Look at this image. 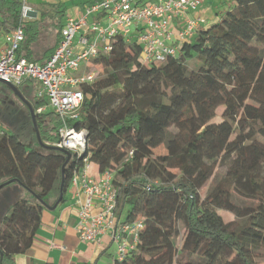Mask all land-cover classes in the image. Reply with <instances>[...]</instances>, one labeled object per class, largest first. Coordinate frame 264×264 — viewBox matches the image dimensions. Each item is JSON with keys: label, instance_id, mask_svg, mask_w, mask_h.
<instances>
[{"label": "trees", "instance_id": "obj_1", "mask_svg": "<svg viewBox=\"0 0 264 264\" xmlns=\"http://www.w3.org/2000/svg\"><path fill=\"white\" fill-rule=\"evenodd\" d=\"M228 1L162 63L144 65L137 40L121 35L99 49L83 66L96 76L79 86L83 101L69 122L86 132L85 157L70 160L63 176L60 151L31 147L0 126V184L13 181L35 198L14 202L1 219L0 264L32 246L42 202L61 178L65 201L85 159L113 174L116 219L142 222L133 250L113 264H264V0ZM20 17V0H0V30L20 25L17 57L34 62L40 20ZM46 102L33 97L34 112ZM36 125L44 144L58 141L50 110L36 114Z\"/></svg>", "mask_w": 264, "mask_h": 264}, {"label": "built area", "instance_id": "obj_2", "mask_svg": "<svg viewBox=\"0 0 264 264\" xmlns=\"http://www.w3.org/2000/svg\"><path fill=\"white\" fill-rule=\"evenodd\" d=\"M20 3V21L24 22L31 19L34 10L25 0ZM200 5L201 0H103L91 4L85 8L82 17L67 19L58 45L43 64L17 57L18 47L25 38L19 25L4 35L0 79L13 86L28 80L38 85L36 99L47 102L36 113L50 110L60 120L58 141L51 145L65 149L73 158L79 159L85 151L86 132L77 131L69 126V122L77 118L83 101L79 86L96 76L94 72H81V67L95 57L99 49L108 51L110 39L118 35L137 40L142 47L144 65L164 62L168 55L175 54L176 46L192 38L204 22L186 15ZM92 16L97 19L89 22ZM103 22L106 23L104 27ZM112 180L111 171L101 173L85 159L82 168L73 173L70 188L78 207L76 232L80 240L99 243L103 235L109 234L116 246L115 258L120 260L135 247L142 222L123 224L116 219V189Z\"/></svg>", "mask_w": 264, "mask_h": 264}, {"label": "crops", "instance_id": "obj_3", "mask_svg": "<svg viewBox=\"0 0 264 264\" xmlns=\"http://www.w3.org/2000/svg\"><path fill=\"white\" fill-rule=\"evenodd\" d=\"M101 1L103 0H25L26 4L34 10L31 14V19L27 20H40L36 41L42 34L46 19H49V24L54 30L53 34L44 36L47 42L49 41L50 43H47L43 49L41 47L37 55H35L32 48L36 41L32 44L30 50L34 62L43 64L47 59L44 56L45 52L57 42L56 29L58 24L63 27L67 19L82 17L87 6ZM59 11H63V14H57ZM38 14L40 15L39 18ZM186 15L203 19L204 22L200 24L201 27L210 25L214 19V16L212 18L208 17L210 15L209 12L203 9L201 5L197 10L189 11ZM95 19L97 17L92 16L89 22ZM4 35L5 33L0 30V50L5 48ZM29 88L31 87H24L26 91ZM33 96L34 94L32 98ZM16 191L17 194L12 197L6 211L7 213L3 217L10 212L14 202L23 199L29 200V196H26L27 192H23V190ZM48 197L46 204L51 207L58 199L59 192L55 190L51 201H49ZM77 210L78 207L74 203L73 198H66L54 210L44 207L41 213V223L32 246L25 253L14 256V264H113L116 250L109 234L103 235L99 243L91 244L80 240L76 232Z\"/></svg>", "mask_w": 264, "mask_h": 264}, {"label": "rangeland", "instance_id": "obj_4", "mask_svg": "<svg viewBox=\"0 0 264 264\" xmlns=\"http://www.w3.org/2000/svg\"><path fill=\"white\" fill-rule=\"evenodd\" d=\"M29 6V5H28ZM201 6L203 9H205L207 12H209L210 18H212L217 12H224L228 10L230 7L228 0H203L201 2ZM38 14V18H39ZM194 18V17H192ZM44 28L42 31V34L40 35L39 39L33 44V50L35 52V55L39 53V50H41V47H43L50 43L47 42L46 38L44 36H49L51 33H54L53 27L49 24V19H46V22L44 23ZM104 26H106V23H101ZM80 34V33H79ZM77 34L76 36H79ZM83 70V66L81 67L80 71ZM97 72V70H95ZM31 88L26 91L25 89L22 90L24 94H26L28 97H31L35 89L38 88V85L30 86ZM9 98V100H13L12 97L8 93L7 88L0 83V126L4 129H8L12 131L14 134L18 136V138L24 142L25 144L37 148L39 145L36 143L34 133L32 131V126L30 124V117H29V111L27 106L22 101H12V105L5 101H7L6 98ZM221 110L217 112V116L215 117L214 121L217 122L219 120ZM161 152H163V149H161ZM220 172H225L224 168H219ZM20 185L18 183H11L10 185H7L0 191V219L7 213V208L9 207V203L13 196L17 194L16 190H23V192H27L26 196H29V201H34V195L32 193H29L26 189L23 187H19ZM15 188V189H14ZM22 188V189H21ZM55 188L52 190V195L55 193ZM21 192V191H20ZM205 190H202V194L204 195ZM52 195L49 198V201L53 200ZM66 198H73L74 201V195L71 188L68 189L66 192ZM226 221L230 220L232 218L231 214H228L223 211L218 212ZM122 219H124V215L122 216ZM116 250V246H115Z\"/></svg>", "mask_w": 264, "mask_h": 264}, {"label": "water", "instance_id": "obj_5", "mask_svg": "<svg viewBox=\"0 0 264 264\" xmlns=\"http://www.w3.org/2000/svg\"><path fill=\"white\" fill-rule=\"evenodd\" d=\"M0 83L3 84L8 90H10L15 96H17L27 106L28 111H29V116H30V119L32 121L33 129L35 131V136H36L38 145L40 147H42V148L60 151L65 156V162H64V164L61 167V176H63L64 169H65L66 165L69 163V161L71 160L72 154L69 151L65 150V149H58V148H56V147H54L52 145L44 144L42 142L40 136H39V132H38L37 125H36V114H35L32 106H31L30 102H28L27 100H25L24 97L22 96L21 92L19 91V89L16 88L15 86H13L12 84H10V83L2 80V79H0ZM84 157H85V153H82L79 159L81 160ZM12 182L13 181H6V182L0 184V189H2L5 185H8V184H10ZM62 183H63V178H61V181H60L59 197L56 200V202L53 204V206L49 207L46 203L42 202V205L46 209L54 210L58 206V204L61 203L62 196H63V192L61 190Z\"/></svg>", "mask_w": 264, "mask_h": 264}, {"label": "flooded vegetation", "instance_id": "obj_6", "mask_svg": "<svg viewBox=\"0 0 264 264\" xmlns=\"http://www.w3.org/2000/svg\"><path fill=\"white\" fill-rule=\"evenodd\" d=\"M16 88H18L19 89V91L21 92V94H22V96L24 97V99L25 100H27L28 102H30V104H31V102H32V96L31 97H28L26 94H24L23 93V91L22 90H24V87H27V84H26V82H24V83H22L21 85H19V86H15ZM38 89V88H37ZM37 89H35V92H34V96L33 97H35V93H36V91H37ZM8 90V89H7ZM8 93H9V95L10 96H13L12 97V99L13 100H15V101H21L17 96H15L10 90H8ZM7 99V101H5V103L7 104V102L9 103V104H11L12 105V101L13 100H9V98L7 97L6 98ZM35 114H37L36 113V111H35ZM30 117V116H29ZM31 120V119H30ZM31 123H32V121H31ZM33 126V125H32Z\"/></svg>", "mask_w": 264, "mask_h": 264}, {"label": "bare ground", "instance_id": "obj_7", "mask_svg": "<svg viewBox=\"0 0 264 264\" xmlns=\"http://www.w3.org/2000/svg\"><path fill=\"white\" fill-rule=\"evenodd\" d=\"M74 159L73 157L71 158V160ZM106 235V234H105Z\"/></svg>", "mask_w": 264, "mask_h": 264}]
</instances>
